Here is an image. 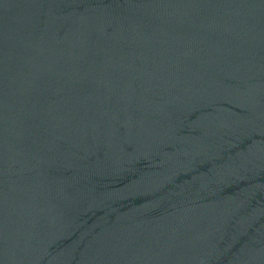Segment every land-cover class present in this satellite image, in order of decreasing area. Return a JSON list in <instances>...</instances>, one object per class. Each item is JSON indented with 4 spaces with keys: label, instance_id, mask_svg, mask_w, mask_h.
<instances>
[{
    "label": "water",
    "instance_id": "95a60500",
    "mask_svg": "<svg viewBox=\"0 0 264 264\" xmlns=\"http://www.w3.org/2000/svg\"><path fill=\"white\" fill-rule=\"evenodd\" d=\"M0 264H264V0H0Z\"/></svg>",
    "mask_w": 264,
    "mask_h": 264
}]
</instances>
